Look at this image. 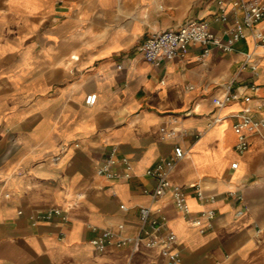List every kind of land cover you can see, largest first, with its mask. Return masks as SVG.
<instances>
[{
	"label": "crops",
	"instance_id": "crops-1",
	"mask_svg": "<svg viewBox=\"0 0 264 264\" xmlns=\"http://www.w3.org/2000/svg\"><path fill=\"white\" fill-rule=\"evenodd\" d=\"M239 1L0 0V264H264V48L250 28L232 36ZM191 18L231 48L211 43L203 54L192 43L158 63L144 57L151 32ZM242 109L263 122L236 127ZM242 130L250 144L240 152ZM177 144L185 153L169 177L188 212L169 189L154 197L145 172ZM111 147L129 178L97 172ZM142 205L165 216L158 233L172 234L179 261L134 239ZM52 207L61 211L35 219ZM104 229L128 241L98 249L92 238Z\"/></svg>",
	"mask_w": 264,
	"mask_h": 264
},
{
	"label": "built area",
	"instance_id": "built-area-1",
	"mask_svg": "<svg viewBox=\"0 0 264 264\" xmlns=\"http://www.w3.org/2000/svg\"><path fill=\"white\" fill-rule=\"evenodd\" d=\"M239 6L243 10L242 23L236 24L232 36L236 39L243 37L245 36V28H250L255 39L264 48V30L259 29L256 26V23L259 20L264 19V2L247 3L244 0H240ZM192 43H200L203 45V54L209 51V45L211 43H217L223 48H231V44L221 41V39L210 29L208 23L204 19L199 18H191L177 27H169L153 31L142 41L139 48L145 58L154 63H158L162 58H172L177 54L183 53L187 49L188 45ZM252 66H256V61H254ZM248 87L250 89H255L256 84L251 82L248 84ZM237 96V92H225L218 98L217 103L221 105L226 100ZM243 98L245 100H249L251 95L246 93L243 95ZM95 99V92H90L85 96V102L89 104L94 103ZM262 104L264 105V99L262 100ZM235 116L236 120L234 125L238 128L253 129L263 122V118L255 117L247 109L238 111L235 113ZM221 118L222 116L219 114L214 116L215 121L220 120ZM249 144L250 139L247 131H240L235 143L236 149L242 152L248 148ZM184 153L185 151L181 145L177 144L174 146L172 155L159 159L155 164L148 166L145 169V172L156 178L155 186L151 191V194L154 197L162 195L169 189L177 208L188 212L189 209L185 201L184 188L181 185L172 182L169 177V173L177 159L182 157ZM118 161L123 164L124 170L122 172L112 168V166ZM231 165L236 166L237 161H232ZM97 172L111 178H129L132 175L127 157L124 155L118 156L115 147L110 148L108 154L98 166ZM193 186L198 196H204L198 183H193ZM213 197L214 196L211 195L209 198ZM121 205L123 206V204ZM157 210L159 215L153 214V209L149 206H140L139 229L134 239H143V241L149 245L159 244L164 253L171 254L175 261H179V251L171 247L174 240L172 234L169 233L167 236H164L158 233L159 228L165 222V216L159 208ZM60 211L61 209L59 207H52L44 211H38L35 214V219L47 218L53 212L59 213ZM200 214L204 215L210 222L215 216L216 211L214 208H208L201 210ZM113 236V230L105 229L100 235L92 238V242L98 249H101L107 243L123 245L128 241L127 237H118L114 239ZM149 264L160 263L153 261Z\"/></svg>",
	"mask_w": 264,
	"mask_h": 264
},
{
	"label": "rangeland",
	"instance_id": "rangeland-1",
	"mask_svg": "<svg viewBox=\"0 0 264 264\" xmlns=\"http://www.w3.org/2000/svg\"><path fill=\"white\" fill-rule=\"evenodd\" d=\"M98 168V167H97ZM112 168H113V166H112ZM114 169V168H113ZM116 170V169H115ZM100 174V173H99ZM105 230V229H104Z\"/></svg>",
	"mask_w": 264,
	"mask_h": 264
}]
</instances>
